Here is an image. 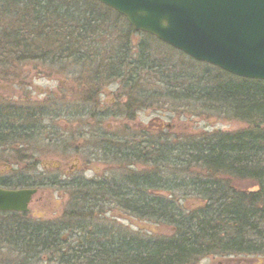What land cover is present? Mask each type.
I'll return each instance as SVG.
<instances>
[{
  "label": "trees",
  "instance_id": "trees-1",
  "mask_svg": "<svg viewBox=\"0 0 264 264\" xmlns=\"http://www.w3.org/2000/svg\"><path fill=\"white\" fill-rule=\"evenodd\" d=\"M110 18L120 19L125 26L116 33L118 38L112 44L111 33L102 30L103 23ZM132 32L136 31L123 16L96 0H0V60L25 62L38 58L61 61L64 65L76 63V68L100 70L91 72L94 79L95 74L107 77L112 73V79L126 78L132 84L130 91L135 98L131 102L136 103L146 88L141 92L138 87L136 72L143 70L150 78L144 82L143 76L145 86L161 84L167 99L196 103L209 111L224 109L246 126L233 132L212 131L207 137L188 136L160 145L146 137L139 159L137 153L134 155L136 163L142 160L163 163L165 167L168 164L175 173L189 172L191 168V173L201 170L191 178L174 183V178L169 182L157 173L144 172L124 178L122 181L131 184L129 187L115 178L79 184L82 188L78 201L88 208L87 213H80L81 217L92 219V208L116 201L122 213L168 227V235L128 240L119 232L110 235L108 227L94 226L86 234L87 246L81 241L75 248H68L51 229L41 227L40 223L25 224L30 220L26 213L5 212L0 213V237L11 244V253L59 264L67 255L76 257L72 264H189L208 255L264 259V80L239 77L197 62L143 33L152 40L151 44L166 46L187 58L191 67L204 64L198 68L202 70L200 75L188 74V67H177L176 71L174 65L165 67L150 60L142 41L138 48L131 45L127 36ZM102 51L104 57L97 60ZM128 56L136 59L128 60ZM82 61L91 64L82 66ZM0 76L4 78L6 73L1 72ZM202 81L208 85L203 86ZM11 121L14 117L10 114L0 113V137L7 134ZM231 180L248 181L255 187L237 189L231 186ZM151 191H165L170 197L174 191H182L184 196L199 198V206L184 208L170 197L150 195ZM105 194H109V199L104 198Z\"/></svg>",
  "mask_w": 264,
  "mask_h": 264
},
{
  "label": "rangeland",
  "instance_id": "rangeland-1",
  "mask_svg": "<svg viewBox=\"0 0 264 264\" xmlns=\"http://www.w3.org/2000/svg\"><path fill=\"white\" fill-rule=\"evenodd\" d=\"M96 8L98 10H102L100 7ZM110 19H106V22L103 23L102 30L109 31L111 33L112 40H110L109 43L112 44L114 43V39L118 38L116 33L123 31L122 28H125V26L120 19ZM121 39L122 38L120 37V40ZM127 40L131 45L137 48L139 47L137 45L142 41L143 47L145 49L144 52L150 55V60L154 59L158 63H161V65H166L165 67H168V65H174L176 67V71H178L177 67H179L178 69L183 70L188 67L186 72L191 75H200L199 73H202L200 72L202 70L198 68H203L204 64H194L193 67L197 69H192L193 67H191V63L187 60V58L179 53H176L173 51V49H168L166 46L158 45V47L156 43L151 44L152 40L144 36L143 33H129ZM104 55L105 52L102 51L98 54L96 59H102L101 57H104ZM133 58L136 59V57H127L128 60ZM92 60H95L94 57ZM89 64H91L89 61L80 62V65L82 66H88ZM93 64H98V62L94 61ZM104 64L105 63L103 62L102 66H105ZM13 66L14 67H10L8 71L12 72V70H14L16 71V74H19V76L21 75V77L23 76L21 78L23 79V84L20 86V90L25 89L24 85L25 83L27 84V81H32L31 89L26 90L32 93V96L36 98V100L44 99L46 97L63 98L55 100L57 104H63L62 112L67 114L65 118H63V116L60 117L59 123L56 121V123L60 124L59 128H55L58 130L63 129L64 127L67 130L72 129V126H74V121L72 118L74 117L71 115V112L75 106H80V102L82 106L87 103L86 106H91L96 111L97 122L95 119L88 121V115H79V117H76V128H78L77 124H79V122H77L78 119L81 121V126L84 124V130L91 129V132H95L96 125L100 123L98 127H100L101 131H111L114 135L119 136L115 140L120 139L122 135L124 136V132L121 130H125L124 128L126 127H128V129L138 127L140 132L144 131V137H147V140L158 142V145H160L165 141H177L176 139H182L188 136L207 137V134L211 133L212 131L233 132L246 126L244 123L233 118L232 114L224 109L209 111L203 107L202 109L201 106L196 103H184L181 100L178 102H173L167 99L164 95L165 89L163 86H161V84L151 83L150 85L145 86L144 82L150 81V78L147 77L145 71L143 70H139L136 73L139 78L138 87L141 92L144 91V87H146L145 92H143V94H139L138 102H134L133 104V102L131 103V99L132 97L135 98V96L133 95L134 93L130 91L132 84L127 83L126 78L112 79L111 77L114 76L112 73H110V75L107 77H105V75L99 76L95 74L94 77H96V80L93 78V73L91 74V72L95 71L99 73L100 70L96 71V69L93 68L92 70L88 69V67L76 68V63L64 65L38 58H32L28 62H14ZM101 71L104 72L105 69H101ZM150 77H153V75H150ZM201 84L203 86L208 85L205 84L204 81H202ZM82 85H84V87L87 89H83L84 92L80 91ZM146 89H148V91H146ZM14 90L19 91L13 84H9V82L6 81L2 82L0 80V98L6 99L8 102L9 100H13L11 92H14ZM153 90L157 92H155L154 95H151ZM44 92L46 93L43 94ZM87 97H89V100L82 102L85 101ZM145 102H147V104ZM88 139L91 140V137H86L85 140ZM70 140L72 141L73 139ZM82 141L83 139L80 140L76 137V143L74 142L73 145L76 144L77 146ZM142 145L144 144L142 143ZM36 146L39 149L38 152H35L36 155L39 156V162L36 167L37 172H42L43 170L47 171V169L53 171H67L69 165L72 166L76 163V166H80L86 159L85 155L79 154L78 157H76V160H74L75 158H72L73 152H70L68 153L70 157L69 160H57L58 156L56 154L59 155L63 153H61V150L51 147V144H49L46 139L39 140V143H37ZM10 149L11 148H7L6 151H4V149H0L1 171L4 170L6 168L5 165H7L6 163H3L2 160L13 155V153L10 152ZM17 149L21 150L20 148ZM69 150L70 149H68V151ZM130 158L131 156L125 158L124 161L121 160L118 162H105L102 159H97L94 161L92 159L88 160L87 164L89 171L85 173V177H92L95 174H101L105 178L112 177L121 182L124 178L134 173L142 174L144 172H150V174H152L151 172H153L157 173L158 177L169 180V182H172L174 178V183H176L180 179L182 180L191 178L192 174L201 172L200 169H196V173H191L194 171V169L191 168L189 172L179 171V173H175L177 171L170 168L168 164L165 167L166 164L164 165L163 163H161L162 165H156L155 163H147L143 162L142 160H138L137 164L129 167L130 162H132L129 160ZM110 164L112 166L108 171ZM21 165L22 167L29 169L27 168V160H23ZM154 176L156 177V175ZM199 176H204V174ZM110 179H108V181H110ZM29 182L30 180L18 179L15 181V185L20 183L28 184ZM121 183L127 187L131 186V184L126 185L123 181ZM230 183L232 184H230L232 187L243 190H247L249 188L251 190L255 187V185H252V183L248 181L231 180ZM80 188H82V186H76V210H74L72 207L75 203L73 198V188H70L69 192L56 186L39 188V192L35 197L41 200L39 203L36 201L30 203L29 211L26 213L28 219L34 220L36 222L50 221L53 222L52 225L61 226V228H59L61 231L57 233V239L62 241L64 247L71 248H75L81 243V241H84V245L87 246V241L89 239L86 234L91 232V229L94 226L108 227L110 235L112 233L119 232L121 236L126 237L128 240L132 238H136L137 240L159 239L162 235H168L171 231L168 227L154 224L151 220L139 219L138 217L136 218L122 213V209L119 207L116 201L109 202L107 206H101L100 204L97 207L92 208V219L88 218V216L81 217L80 213H87L86 211H88V208L81 206L80 201H78V197H80L79 193H81ZM151 192L152 193H150V195L170 197V194L165 191ZM108 196L109 194H105L104 198L109 199L106 198ZM170 198L172 200L174 199L175 203L184 208H197L199 206V198H194L188 195L184 196L182 191H174ZM44 224L46 223H42V225ZM75 226L76 228H72V233L68 234L67 229H71V227ZM81 227L83 230L80 229ZM63 236H65V239H62ZM9 246L11 247V244L0 237V264H59L56 261L53 262L46 259L42 262H39L36 258H24L23 255L21 256L17 252L11 253ZM75 258V256L67 255V257H65L64 260H62L63 262L60 264H72L71 261H73ZM263 263L264 259L260 256H235L223 258L219 256L208 255L192 261L189 264Z\"/></svg>",
  "mask_w": 264,
  "mask_h": 264
},
{
  "label": "flooded vegetation",
  "instance_id": "flooded-vegetation-1",
  "mask_svg": "<svg viewBox=\"0 0 264 264\" xmlns=\"http://www.w3.org/2000/svg\"><path fill=\"white\" fill-rule=\"evenodd\" d=\"M14 62L17 61L0 60V74L1 72L6 73L4 78H1L0 76V80L2 82L6 81L9 82V84H13L19 90H14V92H11L13 100H9V102L6 99L0 98V113L4 111V115L10 114V116L14 117V121H11L10 128L7 130V134L3 135V137H0V149H4V151H6L7 148H11L10 152L13 153L11 157L2 160L3 163H6L7 165H5L6 168L4 170H0V188L35 189V192L31 195L27 204V211H29L30 203L33 201H36L37 203L40 202L41 199H37L35 197L39 192V188L56 186L66 190L67 192H69L70 188H73V198L75 203L72 207L74 210H76V186H79V184L84 182L98 183L101 181H108L110 178V180H112V177H107L106 175L107 178H105L101 174H95L92 177H85V173L89 171L87 164L88 160L92 159L94 161L97 159H102L105 162H118L121 160L124 161V159L128 158V155L130 156L131 154H133L132 157H134L136 153L138 154L139 159V156L143 153L144 149V145H142V143L144 144L145 141L144 131L140 132L138 127L129 129L126 127L124 128L125 130H121L124 132V136L122 135L120 139L115 140L119 136L114 135L111 131H101L100 127H98L100 123L96 125L95 132H91V129L84 130V124L81 126V121L79 119L77 121L79 122V124H77V127L79 128L78 129L76 128V117H79V115H88L87 119L90 121L92 119L96 120L97 114L91 106H86L87 103L82 106L81 102L80 106H75L71 112V115L74 117L72 118L74 121V126H72V129L67 130L65 127L61 130L55 129L59 128L60 124L58 123L60 121V117L63 116V118H65L67 115L66 113L62 112L63 104L61 105L60 103L57 104V102H55V100L63 98L46 97L44 99L36 100V98L32 96V93L27 91L28 89H31L32 81H27V84L25 83L24 85L25 89L20 90V86L23 84V79H21L23 76H19V74H16V71L14 70H12V72L8 71L10 67H14ZM18 63H22V61H19ZM56 63L64 64V62L61 61H57ZM83 89L87 90L84 85H82L80 91ZM45 93L46 92L43 94ZM79 100L81 101L80 98ZM88 100L89 97H87V99L82 102H86ZM56 121H58V123H56ZM129 134L131 138L129 137ZM76 137L80 140L83 139L81 142L82 144L80 143L77 146L76 144L73 145L74 142L76 143ZM86 137H91V140H85ZM41 139H46V141L51 144V147L61 150V153L63 154H56L58 156L57 160H69L70 157L68 153L70 152H73L72 158H75L74 160H76V157H78L79 154L85 155L86 159L80 166H76V163L72 166L69 165L67 171H53L47 169V171L43 170L42 172H37L36 167L39 162V156H37L35 152L39 151L36 145ZM70 139L73 140L71 141ZM15 147L20 148L21 150ZM68 149L70 150L68 151ZM131 159L132 162H130L129 167H132L138 163V161L137 163L134 162L133 158ZM23 160H27V168L29 169L22 167L21 163ZM111 166L112 165L110 164L108 171L111 169ZM18 179H26L30 180V182L28 184L20 183L15 185V181ZM27 211L25 213H27ZM24 223H46L40 226L47 229L52 228L51 230H56L54 231L55 233H59L61 231L59 229L61 226L52 225L53 222L50 221L36 222L34 220H28L24 221ZM72 228L74 229L76 226L71 227V229H67L68 234L72 233ZM62 239H65V236H63ZM51 240L55 241L56 238Z\"/></svg>",
  "mask_w": 264,
  "mask_h": 264
},
{
  "label": "water",
  "instance_id": "water-1",
  "mask_svg": "<svg viewBox=\"0 0 264 264\" xmlns=\"http://www.w3.org/2000/svg\"><path fill=\"white\" fill-rule=\"evenodd\" d=\"M192 59L264 80V0H97ZM34 189L0 188V211H27Z\"/></svg>",
  "mask_w": 264,
  "mask_h": 264
}]
</instances>
